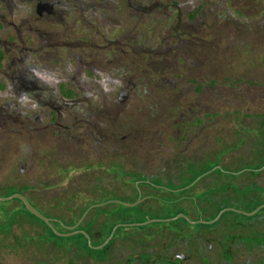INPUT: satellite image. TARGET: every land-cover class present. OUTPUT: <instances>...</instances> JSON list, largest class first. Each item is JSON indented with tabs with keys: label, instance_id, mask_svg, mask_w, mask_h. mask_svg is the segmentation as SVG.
<instances>
[{
	"label": "rangeland",
	"instance_id": "obj_1",
	"mask_svg": "<svg viewBox=\"0 0 264 264\" xmlns=\"http://www.w3.org/2000/svg\"><path fill=\"white\" fill-rule=\"evenodd\" d=\"M156 1L177 3L181 20L176 11L160 12L159 7L119 13L131 30L134 86L128 100L74 103L59 114L56 109L47 135L28 124L29 111L41 113L30 110L34 102H21L20 118L8 108L9 123L0 125V195L28 187L25 194L38 210L70 221L72 209L78 208L74 204L88 199L94 187L130 195L123 179L112 174L116 168L156 175L164 160L182 158L193 162L191 174L214 167L232 173L222 177L238 181L242 193L262 191L264 169L250 175L264 163V0L143 3ZM170 14L173 20L167 21ZM9 98L0 106L12 103ZM57 126L64 129L55 135ZM242 170L249 172L245 181L240 180L244 173H237ZM203 189L201 184L197 191ZM255 196L253 203H244L249 207L264 201V192ZM16 200L0 201V264H64L62 259L80 253L75 246L66 249L84 241L65 235L69 232L62 221L47 229ZM225 201V209L243 205ZM250 217L229 211L222 221L241 225ZM188 227L191 234L206 232L201 223L188 221ZM229 230L226 236L258 238Z\"/></svg>",
	"mask_w": 264,
	"mask_h": 264
},
{
	"label": "flooded vegetation",
	"instance_id": "obj_2",
	"mask_svg": "<svg viewBox=\"0 0 264 264\" xmlns=\"http://www.w3.org/2000/svg\"><path fill=\"white\" fill-rule=\"evenodd\" d=\"M145 1L151 0H0V30L8 34L4 39L0 34V76L5 81H0V102L12 97L8 99L12 103L0 106V125L9 123V107L20 118L21 102H34L30 110L38 108L41 113L29 111L28 124L39 135H47L55 124L51 118L56 109L59 114L74 103L128 100L134 86L131 30L129 20L122 21L119 13L126 15L131 9L148 13L159 7L160 12L176 11L178 22L182 15L179 5L172 1ZM167 16V21L173 20V14ZM53 102L59 104L55 106ZM95 114L98 116L99 112ZM59 126L55 135L64 129ZM191 164V159L164 160L156 175L191 179ZM75 211L72 209L71 213ZM53 219V225L60 220L67 230L80 227L73 230L70 227L75 225L69 221ZM255 221L244 222L242 227L259 229L264 225L261 220ZM193 242L197 243L194 254L178 264H264V240L259 238L226 236L196 238ZM137 255L135 259L141 257ZM154 257L148 264L162 259ZM74 258L75 264H98L91 256ZM69 259L62 260L70 264ZM122 264H128V260Z\"/></svg>",
	"mask_w": 264,
	"mask_h": 264
},
{
	"label": "trees",
	"instance_id": "obj_3",
	"mask_svg": "<svg viewBox=\"0 0 264 264\" xmlns=\"http://www.w3.org/2000/svg\"><path fill=\"white\" fill-rule=\"evenodd\" d=\"M263 169L264 163L254 170L250 177L260 175ZM223 173L232 175V173L219 169L215 170L212 167L206 168L202 172L191 174V179L182 175H177L175 176L176 179H171L170 177L160 178L157 175L144 177L142 172H129L122 168H116L112 174H116L123 179L122 184H124L125 188L130 189V195H127V197L121 196L117 191H109L99 185L91 190V196L88 199L87 197H81V203L74 204L75 207H78V210L76 209L73 213V218L69 221L70 225H76L83 214L93 205L104 204V206L90 210L80 227L74 230L83 231L89 236L88 238L86 235L79 233L73 237L74 239H83L84 245H71L66 249L70 250L72 246H75L80 252L74 254L76 257L91 256L97 260L98 264H122L125 260H128V264H148L154 256L162 258L158 261L155 260L154 264H178L184 257L194 254V246L197 244L193 242L194 239L226 237L228 229H230V232L248 231L246 235L254 234L259 239L264 240V230L243 228L242 224L239 225L237 223L230 227L227 223H224L222 219L225 213L215 223L201 224L204 226L202 228L206 229V232H197L196 234H191L187 219L177 218L179 215L184 214L192 221H212L227 207V204H225L227 203L226 199H233L231 202L234 203H240V200H248L253 203L255 195L264 192V188H260L261 192L259 190L250 191L249 194L242 193L239 189L240 186L237 187L234 183L238 181L230 179L224 181ZM237 173L241 174L240 177L244 173L243 176H245L240 179L241 181H245L246 179L244 178L249 176V172H244L243 170ZM235 176L239 177L238 174H235ZM201 184L204 189L197 191ZM247 185L244 186L247 187ZM215 187L218 190L213 192ZM27 190L28 187L10 188L7 194H4V196L0 195V197H10L17 193L26 196ZM147 196H153V198L135 207L109 203L115 200L133 203L139 198ZM16 201L25 209V205L19 199ZM242 204L238 209L252 212L264 204V201L249 207L244 201ZM245 206L247 207L244 208ZM189 208H191V212ZM43 214L51 218L49 213ZM31 215L42 225L46 226L47 229H50L39 218L33 214ZM259 219L264 222V210L250 217L249 222ZM148 220L154 221L151 224L138 225ZM14 224L15 220H12L10 229L7 231H10ZM59 224L55 223L54 225ZM117 226L118 228L112 239L106 245L101 248H92L90 246L89 239L94 247L103 245ZM74 231L65 229V232L69 233ZM228 235V237H238V234L229 233ZM57 247L62 248L63 246L57 245ZM137 254L141 255V257L135 259L134 256ZM76 259L74 257L69 259L71 261L70 264H75ZM171 260H176V263Z\"/></svg>",
	"mask_w": 264,
	"mask_h": 264
},
{
	"label": "water",
	"instance_id": "obj_4",
	"mask_svg": "<svg viewBox=\"0 0 264 264\" xmlns=\"http://www.w3.org/2000/svg\"><path fill=\"white\" fill-rule=\"evenodd\" d=\"M152 196H147V197H143V198H139L136 202H126V201H122V200H115V201H110L109 203H117V204H122V205H125L126 207H135V206H138L139 204H142L144 202H146L147 200L151 199ZM13 199H19L24 205H25V210L31 214H33L34 216H36L37 218H39L41 221H43L48 227H51V228H54V225L53 223L55 222V220L53 218H49L47 216H45L40 210H38L31 202L30 200L23 194L21 193H17V194H14L10 197H0V201H8V200H13ZM104 206V204H95L93 205L92 207H90L84 214L83 216L79 219V221L77 222V224L73 227H70V229H76L79 225H81V223L85 220V218L87 217L88 213L90 210L94 209V208H99V207H102ZM264 208V205L263 206H260L258 207L256 210L252 211V212H245V211H241V210H236V209H233V208H227V209H224L222 210L218 216L212 220V221H205V220H199V221H192L189 219V217H187L186 215H180L178 218H185L187 219L188 221H190L191 223H201V224H210V223H214L216 221H218L221 216L225 213V212H229V211H232V212H235V213H241V214H244V215H247V216H253L255 214H257L261 209ZM154 220H148L146 221L145 223H140L138 225H147V224H151ZM118 228V226L113 230L111 236L105 241V243L101 246H97V247H94L92 244H91V241L89 239V243H90V246L92 248H101L103 247L104 245H106L113 237L116 229ZM79 233H82L84 235H86L88 238L89 236L83 232V231H74V232H71V233H67L65 235H68V236H74V235H77ZM138 255H135V257H137ZM155 258V257H154ZM153 262L150 261V263Z\"/></svg>",
	"mask_w": 264,
	"mask_h": 264
}]
</instances>
